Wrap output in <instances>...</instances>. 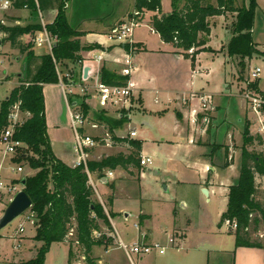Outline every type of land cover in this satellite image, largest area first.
<instances>
[{
  "label": "crops",
  "instance_id": "1",
  "mask_svg": "<svg viewBox=\"0 0 264 264\" xmlns=\"http://www.w3.org/2000/svg\"><path fill=\"white\" fill-rule=\"evenodd\" d=\"M79 2L80 0H70L68 2L66 9L67 18L70 25L75 26L77 31L82 33V36L79 38L82 43L81 45L83 47L88 46L92 48L79 52L81 59L79 62L60 65L61 72L65 74L72 71L75 77L80 80L83 76L84 69L88 67L90 81L94 79V76L98 72L102 75L103 68L121 76L128 48L126 45L112 40L110 35L113 30L118 28L121 24L128 22L129 18L139 11L136 7V0H83L82 3ZM184 4L185 1L180 4L177 10L181 9ZM12 6L13 7L8 11H2L0 14V21L4 24L0 27V55L8 54L11 58H15L14 61L17 63L20 60H24L23 67L25 68V72H15V78L18 80L15 87L17 88L19 87V80L21 79V85L22 81L29 74H31V76L34 75L36 72L34 68L38 67L41 63L40 58L49 53L46 47H36L34 45L35 42L29 39L28 34L15 37L14 42L12 40L13 37L10 38L11 32L5 29L22 28L32 24H38L42 27V19L45 25H51L56 19L58 10L53 7L43 12H33L29 8H17L14 3ZM174 7L175 4L171 11L174 10ZM171 11L166 15L170 14ZM229 13L230 12H228V14ZM231 13L235 15L234 19L238 15L236 12ZM140 16H142L140 20L141 26L135 29L133 38L136 45L135 62L138 67L132 78L137 86L133 109L136 107L139 109V107L142 106L140 97L136 99L138 93L142 94V92L145 91H139V86L141 85L140 76L144 75V78L148 80V84L154 83L157 81V78H162V76L158 77L152 73L150 62H152L153 58L163 57L181 60L183 57L191 58L193 56V53H189L188 55L182 54L172 44L162 41L160 35L156 33L150 25L151 14L143 13L140 14ZM40 31L34 33L33 39ZM154 36L158 38L156 48L150 43L151 38ZM210 39L211 32L207 44L199 48L201 52L204 48L208 47ZM261 52L264 53V51ZM30 54H33L34 60L31 61L28 67ZM197 55L198 54L195 55V58ZM96 57H101L102 60L98 61ZM234 58L230 57L231 61L235 64L236 62L239 64V61ZM205 73L208 74V71ZM163 79L165 82L168 81L167 83L171 85V88L166 90V92L177 96V98L172 99L171 102L163 108V112H166L165 114L169 113V115L172 114V116H174L172 123V125H174V132L168 144L175 154L176 161L174 162L177 163L178 168L176 171H173V177L169 174L164 183H162L165 185L168 193L172 192L170 198L168 197L167 200L169 203H175V212L176 210H188L190 207V195L194 197V193H198L205 197L208 203L215 202L221 206L217 216H214L213 222H211L212 226L207 233L208 237L205 242L207 248L205 249L207 252H214L217 254L215 257L208 260V264H229L228 257H230L232 264H264V250L260 248L238 247L236 245L237 239L234 231L229 232L227 230L231 236L230 238L234 241L233 246L230 245L228 248H223L225 231L222 228L224 227L226 229V227L222 222V216L228 209L230 189L239 182L243 164V154L245 151L257 152L255 149H261L262 147L258 144V146H256L255 141L251 140L252 138L254 139V129L255 131L257 130V118L255 114L253 113V115H251L249 113V104H246L243 96H240L238 99L237 97L235 98V96L228 97L214 94L212 99L214 111L209 113L211 120L208 125H205L203 123L205 113H200L198 110H195L194 102L197 98V94L190 95V99L187 100L181 96L185 94V90L181 86L177 87V84L182 82V75L180 73H175L174 75H168V78L163 75ZM243 80L244 78L242 81ZM227 85V88L230 89V84ZM43 87V92L45 94V109L47 111L46 120L49 129L48 136L55 156L63 163L69 167H74V163L77 160V156L73 151L75 148V137L71 128L70 109L72 108V110L83 112V106H87L88 108V114L86 116L90 124L86 125L83 131H81L82 133L98 139L104 136L105 132L106 134H110L111 137L122 139L121 141L114 140L112 147L97 146L93 149H86L88 155L87 162H102L104 158L118 155L128 157L136 152L131 142L136 141L135 138H137V133L134 138L130 136L132 131L129 134L120 135L118 131L111 126L113 123H117L116 118L125 121L128 119H126L124 115L122 116L116 108H101L95 98L94 91L88 93L87 97H80L79 95H66L60 84H49ZM49 99L53 101V106L52 104L49 106ZM241 103L245 104L243 109L241 108ZM145 123L148 124V122ZM92 124H96L98 128H92ZM246 128H249L251 137H247L248 141H246L245 136ZM53 130L60 131V134L51 139L49 134H51ZM163 141H165V139H163ZM260 152H264V150ZM140 156L151 157L150 155L144 154L142 148L137 157L138 161ZM1 159L2 157H0V163H2ZM160 160L171 161L172 157H163L160 158ZM10 161L11 159L9 162ZM5 163L1 170L2 177L6 182L16 184L15 182L19 181L20 175L10 174L9 165ZM119 168L114 170V173L110 172L113 174L112 177H109L107 174L106 177L100 179L96 178L98 176L97 172L90 174L92 182H94L93 184L97 189L100 199L103 200V203L105 201V195L111 192V201H113L112 204L108 202L111 211L117 215V218L111 219L114 229L113 234L117 237L114 239L117 240L116 250L105 249V253H103L111 264H117V261H119V257L115 254L120 250L118 249V241L121 240L126 243L117 228L119 223L124 226L128 225L129 219L126 217L127 210L119 205L123 195L122 191L126 187H129V185L139 182L143 171L148 170V172L158 175L162 169L159 167L153 169H150L152 167L147 169L142 168L139 162L136 164L129 163L125 165V167ZM256 180L262 183V187L260 188L264 193V178L257 177ZM203 189L208 190V197L203 194ZM129 199L138 201L142 207L140 216L136 221L137 225L135 226L136 242H158L157 240L161 235H155L153 218L143 210V206L152 201V199L145 198L140 194ZM9 203L8 200L0 202V216L3 215V208L5 210ZM188 216L191 218L190 213H188ZM177 217L178 216L172 218V226H167L163 230V233L170 232L174 235L176 232L181 231L182 238L180 242L186 243L188 236L192 234L194 230L192 227L193 221L189 218L186 221H182ZM125 228L127 227H124V229ZM248 231L255 233L252 226ZM0 242H3V238L0 239ZM215 258L218 259V261H215ZM13 259L10 260L5 256H0V264H15Z\"/></svg>",
  "mask_w": 264,
  "mask_h": 264
},
{
  "label": "trees",
  "instance_id": "2",
  "mask_svg": "<svg viewBox=\"0 0 264 264\" xmlns=\"http://www.w3.org/2000/svg\"><path fill=\"white\" fill-rule=\"evenodd\" d=\"M69 1L15 0L14 2L17 8H29L33 12L57 8L56 19L53 24L47 26V30L59 39L53 49V55L41 57L40 65L34 68L35 74L32 76L29 74L22 84L1 102L0 136L8 125L11 109L17 103L21 102L22 110L30 114L26 123L16 132V139L22 142L25 151L19 150L13 162L18 165L24 163L37 171L36 174L15 183L22 184L26 180L23 190L31 197L33 203L31 212L36 215L37 220L34 240L41 242L42 246L35 259L23 264H45L46 255L54 243L69 245L68 264L79 263L81 260L87 264H96L91 258L94 248L100 246L108 248L114 245V239L107 237V234L114 233L111 219L117 218V215L112 211L107 214L104 206L95 198V191L89 184L84 165L74 168L59 160L52 150L48 136L43 86L59 83L56 63L67 65L79 62L81 60L79 52L92 48L81 45L79 38L82 33L68 21L66 4ZM161 3L162 0H136V7L139 14L152 15L150 25L153 30L160 35L162 41L172 44L182 54L188 55L191 49L198 50L207 44L211 32L210 18L236 12L238 15L233 37L229 42L228 55L231 58L239 57L241 59L239 65L242 69L246 66L245 59H251L255 54L264 56L261 50L255 48L256 43L253 39L257 7L255 0L251 1L247 9L235 7L234 0H216V5H212L210 0H185L181 9L174 8L170 14L159 17L157 13H161ZM5 30L11 32L10 38L13 37L14 41L15 37L34 34L42 30V27L37 24L35 27ZM33 58V54H30L28 67ZM192 58L195 59V55ZM101 77L108 85H121L126 81L125 78L105 68L102 69ZM83 112L85 115L88 114L87 106H83ZM245 136L246 141L251 138L249 128H246ZM112 139L122 140L116 137ZM258 142V145H263L261 138ZM131 144L136 149L135 153L128 157L123 155L107 157L102 162H88L89 172L100 174L104 169L116 170L129 163H138L141 143L134 141ZM257 177L264 178V152L245 151L240 179L238 184L230 189L229 205L222 216V222L230 220L238 224L235 231L238 247L264 250V245L251 239V232L248 231L252 226L253 231L258 232V225L264 223V200L257 198L259 189L256 186ZM74 224L76 240L68 242L70 227ZM99 233L103 234L101 238H97Z\"/></svg>",
  "mask_w": 264,
  "mask_h": 264
},
{
  "label": "rangeland",
  "instance_id": "3",
  "mask_svg": "<svg viewBox=\"0 0 264 264\" xmlns=\"http://www.w3.org/2000/svg\"><path fill=\"white\" fill-rule=\"evenodd\" d=\"M184 1L185 0H162V13H159L158 16L161 17L166 15L172 10L174 4V8L178 9L180 4H182ZM251 1L252 0H234V5L240 9H247L250 7ZM82 2L83 0H80L79 3ZM210 2L212 5L217 4L216 0H210ZM255 2L257 3V7L255 10L253 39L254 42L257 43L255 48L258 49V51H264V0H255ZM1 13L2 11H0V14ZM234 16L235 15L230 12L227 15L216 16L210 19L211 39L208 43L209 48H204L202 52L201 49H199L200 51L191 49L193 55L198 54L194 60L192 57H183L181 60H173V58L163 57L153 58L152 62H150L152 73L158 77L162 76V78H157V81L148 84V80L144 78V75H141V85L139 86V91H145L142 92V94L138 93L136 95V99H139L140 97L142 106H140L139 109L137 107V109H133L129 113L130 118H126L128 119L127 121L116 118L117 123H113L111 125L113 129L118 131V134L120 135L129 134L134 130L137 131V138H135V140L141 143L143 153L150 155L153 158V165L150 169L155 167L162 168L158 175H154L152 172H148V170L143 171L141 173V180L139 182L129 185V187H126L122 191L123 195L120 199L119 205L127 210L129 219L128 225L126 226L121 223L118 224L117 228L119 233L127 244L136 242L135 226L137 225L136 221L140 216L142 207L138 201L131 200L129 198L140 194L145 198L152 199V201L143 206V210H145V213L150 214L153 218L155 224V235H161L157 241L161 245L167 247L165 255L153 252L147 256L134 258L133 261H130L124 252L119 250L115 253L119 257L117 264H208V260L217 255L214 252L206 251L205 248H207V245H205V242L208 237V230L212 226L211 222H213L214 216H217L221 206L215 202L208 203L206 202L205 197L193 192L194 197H191L190 195L189 199V209L186 211L176 210L175 212V203H169L167 200L168 197L170 198L172 192L168 193L165 185L162 184L169 174H171L173 177V171L178 169L177 163L174 162L176 161L175 154L168 144L174 132V125H172L174 116H172V114L169 115V113L165 114L166 112H163V108H165V106H167V104L171 102L172 99L177 98V96L168 94L166 92V90L171 88V85L167 83L168 81H164L163 75L166 78H168V75H174L175 73H180L182 75V82L177 84V87L181 86L185 90V94L181 96L187 100L190 99V95L197 94V98L194 102L195 110H198L200 113H204V111L201 109V99L198 97L199 95H209L212 97V99L214 94L225 95L228 97L235 96V98L237 97L238 99L240 96L244 97L245 92L248 89L246 81L249 79V73L252 69L257 67L261 69V74L258 80H251L253 83L251 89L252 91H255L257 94L264 97V56H261V54H255L251 59H245L244 62L246 66L244 69H242V66H240L237 62L236 64L233 63L228 55L229 42L234 32V25L236 24V17L234 19ZM141 17L142 16H140V18ZM1 25L4 24H2L0 21V27ZM36 25L37 24L27 25L22 28L35 27ZM28 35L29 39L33 41L34 34ZM150 43L152 46H154V48H156V45L158 44L157 36L151 38ZM189 53H191V51H189ZM14 59L15 58H11V56L8 54L0 55V111H2L1 102L6 100V98L11 94V91L16 87L18 80L15 78V72H25V68L23 67L24 60H20L17 63L14 61ZM234 59L239 62L241 61L239 57ZM206 71H208V74L205 73ZM243 78L244 80L242 81ZM19 81L21 82V79ZM20 82H18V86H20ZM227 84H230V89L227 88ZM244 101L247 104V101ZM51 104L52 106L54 105L53 101L49 99V106ZM240 105L242 109L245 106L244 103H241ZM249 113L253 115L250 110ZM145 122H148V124ZM254 131V141L256 146H258V140L261 138V136L258 137V134H256L257 130L255 132ZM58 134H60V131L53 130L49 135L52 139ZM104 134L106 133L104 132ZM163 139H165V141H163ZM261 139L263 143L264 140L263 138ZM261 146V149H255L257 153L261 150H264V145ZM24 151L25 148L21 149L20 152ZM2 152L3 147L0 144V157L2 156ZM163 157H172V160H160V158ZM14 158L15 157H8L6 159L7 161L5 160V162H7L5 164H8L9 166L12 163L14 164ZM10 159L12 162H9ZM19 165L24 167V172L19 176V180L37 173V171L32 170L24 163H20ZM113 171L114 170L104 169L100 174L97 173L98 176L96 175V178L102 179ZM257 184L258 188L262 187V183H259L256 180V186ZM110 194L111 192L106 194V197H104V205L108 213L111 212L109 202L111 201L112 196ZM95 198L99 200L97 194H95ZM257 198L261 201L264 200L261 188L258 190ZM8 205L9 204H7V206ZM5 210L3 208V215ZM188 213H190L191 218L188 216ZM29 214H31L30 210L0 230V239L3 238V242H0V256H5L10 260L14 258L13 261H15V264H23L35 259L39 248L42 246L41 242L34 240L36 236V216L33 221H28L26 216H29ZM3 215H1L0 218ZM176 216H178L177 218L182 221H186L188 218L193 221L192 227L194 230L192 234L188 236L186 243L180 242V239L182 238L181 231L176 232L174 235H172L170 232L163 233V230L167 226H172V218ZM75 227V224L70 227L68 242L76 240ZM124 227H127L125 228L126 230ZM222 229L225 231V243L223 242V248H228L230 245L233 246L234 241L232 238H230L231 236L228 233L229 229H225L224 227ZM257 230V233L251 232V239H254L258 242L260 241L258 238L259 232H264V223H260ZM172 237L175 239V243H171ZM141 243L149 245L154 244V242ZM116 246L117 240H114V245L108 248L105 246H100L99 248L95 247L96 249L94 248L91 258L96 261V264H111V262L104 256L103 253H105V249L116 250ZM69 252V245L67 243H54L46 255L45 264H68ZM77 252L78 251L75 253ZM76 255L78 256V254ZM228 259L229 264H232L230 257H228ZM215 261H218V259L215 258ZM75 264L87 263L81 260L79 263Z\"/></svg>",
  "mask_w": 264,
  "mask_h": 264
},
{
  "label": "built area",
  "instance_id": "4",
  "mask_svg": "<svg viewBox=\"0 0 264 264\" xmlns=\"http://www.w3.org/2000/svg\"><path fill=\"white\" fill-rule=\"evenodd\" d=\"M13 5V0H0V10L1 11H8ZM68 3L66 4L67 8ZM141 14V13H140ZM139 12H136L133 14L128 22L121 24L112 31L110 38L112 40H115L116 42L126 45L128 48L127 56L124 61V68L121 71V77L125 78V84L121 85H108L105 84L102 81V77L100 73L98 72L94 79L90 81V76L88 75V78H84V72L83 76L80 80L79 78H76L74 73L67 72L62 73L60 70V64L56 63V71L59 78L60 86L63 88L66 95L70 96H77L80 97H87L88 93L91 91H94L95 98L97 99L98 105L101 108H108L113 107L116 108L122 116L126 118H130V112L132 111L134 107V98L135 93L137 90V86L132 80L133 74L137 71L138 67L135 62V42L133 40L135 29L137 27L141 26V18H140ZM159 14V13H158ZM42 30L38 32L33 39L34 45L38 48L46 47L48 50V53L53 55V49L57 45L59 39L56 35L53 36L52 33H50L47 30V25L43 23L42 19ZM191 53L192 50H191ZM96 60L101 61V57H96ZM261 74L260 68H254L249 73V79L246 81L248 85V89L245 92L244 99L248 101L249 109L252 113L256 116V126H257V132L258 137L261 136V138L264 139V97L257 94L255 91H252L251 86L252 82L251 80H258ZM26 86H29V84H26ZM201 99V109L205 113V117L203 119V123L205 125H208L210 123V114L214 111V108L212 106V97L207 95H201L199 96ZM71 111V128L74 133L75 142H74V153L77 156V160L74 163V168L84 165L86 168V172L89 177V184L93 187L95 194H97L99 202L104 206L103 200L100 199L99 194L97 192V189L95 188V185L93 184L91 179V173L89 172L87 168L88 164V155L86 153V149H93L97 146H105V147H112L113 146V139L110 136V134H104V136L95 139L92 136L85 135L81 131L86 127V125L90 124L88 117L84 114V112L72 110ZM30 117L29 113H26L21 108V102L17 103L13 108L11 109L9 115H8V125L6 129L3 131L1 138H0V144L3 147L2 152V163H0V202L8 200L9 202L14 198V196L21 191L23 186L21 184H14L12 182H6L5 179L2 177L1 170L3 168L4 161L8 157H16L19 150L24 148V145L22 142L16 139V132L18 129H20L28 120ZM92 128L96 129L98 126L96 124H92ZM137 131H132L130 133V136L132 138L136 137ZM12 162V161H10ZM139 164L142 168H150L153 164V160L151 157L147 156H140L139 158ZM9 173L10 174H16L21 175L24 172V167L22 165L18 164H11L9 166ZM112 173H109L108 176L112 177ZM264 188V187H263ZM106 211V209H105ZM106 213H108L106 211ZM35 214L31 212L29 216H26V219L28 221H33L35 218ZM34 223V222H33ZM224 225L229 231H236L238 224L236 222H232L230 220H226L224 222ZM23 231V229H22ZM103 234H98L97 238H101ZM107 237H111L113 239L117 238L115 234H107ZM258 238L260 242L264 245V232H259ZM171 243H175V239L171 238ZM118 249L124 252L126 257L133 261L134 258H140L142 256H147L152 254L153 252H157L161 255H165L167 247L164 245H161L159 242H156L152 245L144 244L141 242H135L132 244H127L121 240L118 241Z\"/></svg>",
  "mask_w": 264,
  "mask_h": 264
},
{
  "label": "water",
  "instance_id": "5",
  "mask_svg": "<svg viewBox=\"0 0 264 264\" xmlns=\"http://www.w3.org/2000/svg\"><path fill=\"white\" fill-rule=\"evenodd\" d=\"M88 75L89 68L86 67L84 69V78L87 79ZM25 181L26 180L22 182V186L25 185ZM202 192L205 196H209V192L207 189H203ZM32 206L33 203L31 197H29L23 189L19 191L10 201L4 212V215L0 218V230L12 223L16 218L24 215L27 211H31ZM126 217L128 218L129 214L126 213Z\"/></svg>",
  "mask_w": 264,
  "mask_h": 264
}]
</instances>
